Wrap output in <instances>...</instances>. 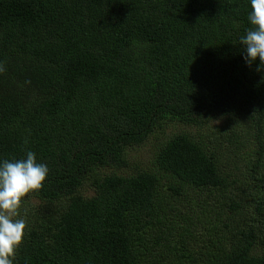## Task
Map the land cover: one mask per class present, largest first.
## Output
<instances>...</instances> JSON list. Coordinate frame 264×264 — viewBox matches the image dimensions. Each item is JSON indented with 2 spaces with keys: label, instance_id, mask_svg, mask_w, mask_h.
I'll list each match as a JSON object with an SVG mask.
<instances>
[{
  "label": "trees",
  "instance_id": "trees-1",
  "mask_svg": "<svg viewBox=\"0 0 264 264\" xmlns=\"http://www.w3.org/2000/svg\"><path fill=\"white\" fill-rule=\"evenodd\" d=\"M249 11L0 0V159L30 150L49 168L17 210L14 264H264V64L243 59ZM152 140L148 165L125 174Z\"/></svg>",
  "mask_w": 264,
  "mask_h": 264
},
{
  "label": "clouds",
  "instance_id": "clouds-1",
  "mask_svg": "<svg viewBox=\"0 0 264 264\" xmlns=\"http://www.w3.org/2000/svg\"><path fill=\"white\" fill-rule=\"evenodd\" d=\"M247 19L251 27L240 37L243 59L249 66L259 59L264 64V0H249ZM4 71L0 64V73ZM49 168L27 151L21 159H0V264H14L16 250L22 242L26 221L16 218L27 193L43 186Z\"/></svg>",
  "mask_w": 264,
  "mask_h": 264
},
{
  "label": "rangeland",
  "instance_id": "rangeland-1",
  "mask_svg": "<svg viewBox=\"0 0 264 264\" xmlns=\"http://www.w3.org/2000/svg\"><path fill=\"white\" fill-rule=\"evenodd\" d=\"M171 134V131L167 133V135L169 136ZM159 143V141L157 140H152V142H149V144L144 147H142L139 151L141 152H138V151H131V153L129 154V157L130 158V170H126L125 171V174L128 173L129 171H133L135 170L136 168H142V167H146L148 165V162H149V159L150 157L152 156V149L154 146H156L157 144ZM239 165V163H238ZM251 180L248 179L247 180V183L249 186H253V184H251L250 182ZM245 193L247 194L249 191H248V188L246 187L245 188ZM195 197V196H193ZM202 196H200L201 198ZM197 199V201H200L199 198L195 197ZM239 200H240V205L242 204H247L248 202L250 204L251 203V198H246L242 193L239 194ZM35 201H32V203H34ZM228 205L226 206V208L224 209V212H226L227 215H235L236 213L232 212V206L230 205V203H227ZM211 206L213 207L214 205L211 204ZM244 209V208H243ZM249 209V210H248ZM199 210V209H198ZM244 211V210H243ZM245 211H250V212H253V208L250 207L248 208L247 206L245 207ZM240 218V216H239Z\"/></svg>",
  "mask_w": 264,
  "mask_h": 264
}]
</instances>
